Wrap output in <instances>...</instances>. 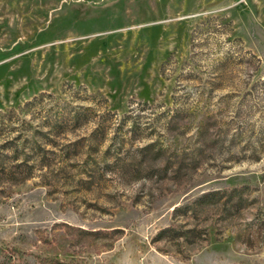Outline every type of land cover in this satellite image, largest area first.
Segmentation results:
<instances>
[{
  "label": "rangeland",
  "instance_id": "1",
  "mask_svg": "<svg viewBox=\"0 0 264 264\" xmlns=\"http://www.w3.org/2000/svg\"><path fill=\"white\" fill-rule=\"evenodd\" d=\"M0 264H264V0H0Z\"/></svg>",
  "mask_w": 264,
  "mask_h": 264
}]
</instances>
